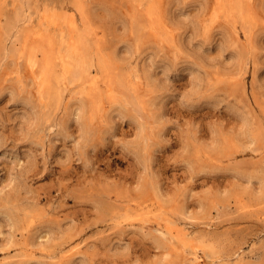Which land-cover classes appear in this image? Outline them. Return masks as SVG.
Masks as SVG:
<instances>
[{"label": "rangeland", "instance_id": "obj_1", "mask_svg": "<svg viewBox=\"0 0 264 264\" xmlns=\"http://www.w3.org/2000/svg\"><path fill=\"white\" fill-rule=\"evenodd\" d=\"M44 1L0 0V264H264V0Z\"/></svg>", "mask_w": 264, "mask_h": 264}, {"label": "bare ground", "instance_id": "obj_2", "mask_svg": "<svg viewBox=\"0 0 264 264\" xmlns=\"http://www.w3.org/2000/svg\"><path fill=\"white\" fill-rule=\"evenodd\" d=\"M78 1V0H77ZM80 1V0H79ZM153 1L154 0H139V2H138V4H142V3H149V7L150 8H152L153 6H152V4H153ZM221 1V0H220ZM219 1V3H221ZM74 2V1H73ZM81 4V3H80ZM80 4H78V2H74L73 3V6L74 7H77L78 9H79V5ZM72 6V5H71ZM72 6V7H73ZM64 7H69V5L67 4V2H65L64 0H46V1H44V3H43V8H44V11H46V9L47 8H51V9H59V8H64ZM74 9V8H73ZM56 10H55V12H56ZM57 11H59V10H57ZM72 11V10H71ZM71 11H69V12H71ZM76 11V10H75ZM73 12V11H72ZM78 12V11H77ZM46 13V12H45ZM52 14L53 13H50L49 15L48 14H46V15H48V16H45V19H44V21H46V25L45 26H47L50 22L52 23L53 21H54V19L55 18H53L52 17ZM59 14V13H58ZM68 14V13H67ZM70 14V13H69ZM73 14V13H72ZM150 15H152V14H150ZM44 16V15H43ZM61 17V16H60ZM72 17L74 18V15H72ZM72 17H68V18H72ZM77 17V16H76ZM153 17V16H152ZM65 18V17H64ZM63 18V19H64ZM78 18V17H77ZM56 19H57V17H56ZM62 19V18H61ZM72 20V19H71ZM74 20V19H73ZM77 20V19H76ZM57 21V20H56ZM75 21V20H74ZM73 21V22H74ZM60 22V21H59ZM55 23H57V22H55ZM53 24V23H52ZM59 24V23H58ZM66 24V23H65ZM61 25V24H60ZM76 25H78V22L76 23ZM63 26V25H62ZM73 26H75V24L73 25ZM79 26V25H78ZM68 27V26H67ZM77 27V26H76ZM70 29V28H69ZM72 30V29H71ZM65 31V30H64ZM73 32V31H72ZM74 33V32H73ZM60 34H61V31H60ZM74 35V34H73ZM47 36V35H46ZM45 36V37H46ZM50 36H52V35H50ZM54 36V35H53ZM69 36V35H68ZM38 37H40V39L41 38H43L44 37V34L43 33H39L38 34ZM48 37V36H47ZM63 38V37H62ZM46 40H48L47 38H46ZM51 40H55V39H53V37H52V39ZM76 40V39H75ZM78 40V39H77ZM77 40H76V42H77ZM44 40H42V42H43ZM36 43H37V41H35ZM75 41H73L72 39L71 40H64V38L62 39V41H61V44H59V46H58V51H56V52H58L57 54L62 58V59H65L64 57H66L67 59H68V61L69 60H71V59H73V61H79V65H80V58H81V55H80V53H81V50H80V48H78V44L76 43ZM50 43L51 42H49V46H50ZM40 44V43H39ZM55 44V43H54ZM57 44V43H56ZM52 45L53 44H51V47L50 48H52ZM57 46V45H56ZM32 48V53H31V59H30V64H33V57L35 56V53H34V50L36 49V50H41V48L38 46V45H35V46H33V47H31ZM57 48V47H56ZM64 48V49H63ZM47 49H48V47H47ZM63 49V50H62ZM44 65H43V69H42V76H41V84H44V82L43 81H45L46 80V78H47V68H50L49 66H47V62L49 61V59H50V49H48V50H46V49H44ZM56 54V55H57ZM57 55V56H58ZM53 56V55H52ZM56 56V57H57ZM69 58H71V59H69ZM66 59V60H67ZM60 61V60H59ZM62 61V60H61ZM64 61V60H63ZM83 70L84 71H87L84 67H83ZM86 76V75H85ZM87 81V80H86ZM91 81H92V79H91ZM46 83V82H45ZM84 83V82H83ZM91 83V82H90ZM89 83V84H90ZM93 83V82H92ZM88 84V85H89ZM94 84V83H93ZM95 84H96V82H95ZM47 85V84H46ZM98 86V85H97ZM97 86H95V87H97ZM83 86H81V88H82ZM86 87H88V86H86ZM90 87H91V85H90ZM94 87V85H92V88ZM95 87H94V89H95ZM83 89V88H82ZM88 90H89V87H88V89H86V92H88ZM93 90V89H92ZM92 90H90V91H92ZM98 92V91H97ZM96 94V93H95ZM206 252H208V253H211L212 254V252H213V249L211 248V247H208L207 249H204Z\"/></svg>", "mask_w": 264, "mask_h": 264}]
</instances>
